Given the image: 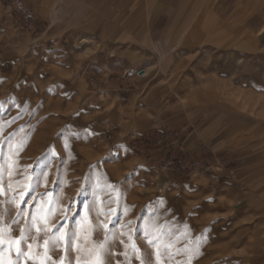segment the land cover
I'll return each instance as SVG.
<instances>
[{
	"label": "rangeland",
	"instance_id": "1",
	"mask_svg": "<svg viewBox=\"0 0 264 264\" xmlns=\"http://www.w3.org/2000/svg\"><path fill=\"white\" fill-rule=\"evenodd\" d=\"M71 9L0 0V228L19 238L28 213L41 227L18 264H40L45 248L76 264L105 241L104 264H156L157 237L162 264H264V53L225 30L150 62L68 27ZM45 223L78 233L70 251ZM15 248L0 244V264Z\"/></svg>",
	"mask_w": 264,
	"mask_h": 264
},
{
	"label": "crops",
	"instance_id": "2",
	"mask_svg": "<svg viewBox=\"0 0 264 264\" xmlns=\"http://www.w3.org/2000/svg\"><path fill=\"white\" fill-rule=\"evenodd\" d=\"M68 2L77 8L71 9L74 19L68 27L96 40L110 36L114 46H136L150 62L164 54L166 59L170 53L191 52L203 43H220L225 30L250 36L264 53V0H65V5Z\"/></svg>",
	"mask_w": 264,
	"mask_h": 264
},
{
	"label": "snow or ice",
	"instance_id": "3",
	"mask_svg": "<svg viewBox=\"0 0 264 264\" xmlns=\"http://www.w3.org/2000/svg\"><path fill=\"white\" fill-rule=\"evenodd\" d=\"M10 168H11V165H9V169ZM3 171H4V168L2 165H0V195H5V189H4L3 183H2ZM8 174H9V176H11L12 175L11 171H9ZM45 178H46V176H45ZM11 187H12L11 184H9L8 188L10 189ZM30 191H32L31 186L25 185L24 189L20 193V202L17 204V207L20 209L21 213L24 212V209L20 208V203H25V204L31 203L30 200H25V196ZM49 195H51V193H49ZM34 199H35V197H33V200ZM41 203L43 204V201ZM69 207H70V205H69ZM84 207L88 208L89 206L84 205ZM39 211H42V208L40 206H38V212ZM49 211H51V210L49 209ZM111 211L113 212V214H115L116 209H112ZM28 215L31 216V225L27 229H24V228L21 229V236L19 238H16V239L9 238L7 241H5L4 240V231L5 230H4V228H0V244L7 243L9 245V251H11V246L13 244L16 245L15 251H16V255H17V260L13 261L11 259H8V260L4 261V264H18L19 258L21 256L25 257L26 260L33 258L31 251L24 252L23 249L20 247V242L27 239L26 232H30L32 227L36 228L37 233H39L41 231V227L37 224L38 213H28ZM73 215H77V213H74ZM41 219H45V218L41 217ZM62 219L64 221H67L69 219V217L65 214ZM85 219H86V217H85ZM76 223L79 224L80 221H76ZM103 227L105 228L106 231H112V229H110V227H109V224H104ZM66 229H68V230L66 231ZM10 230L11 229L9 227V231ZM44 231L46 233H53L50 236L51 241H53V242L64 241L66 251L71 250L74 241L78 237V233L74 229L69 228V225H67V223L61 224L59 227H57L56 225H53L52 228H48L47 224L45 223L44 224ZM149 235H150V233L145 231V238L146 239L148 238ZM129 239H131V237H129ZM158 239H159V237H157L156 239H150L148 242L154 246V249H155L154 255L156 257V264H162L161 246L157 243ZM44 244L48 245L49 240H45ZM105 244H106V241L101 242L98 246H93V248L88 249L87 250L88 251V257L87 258H82V256L78 254L76 257V264H104L103 254L106 251ZM75 247H76L77 253H81L83 251L79 244H76ZM164 247L165 248L171 247V245H165ZM28 248L31 249L32 244H29ZM132 249L134 252L139 253V249L137 248V246L135 244H132ZM0 256H2V253H0ZM125 256L127 258V253H125ZM137 258L140 259V264H145V261L142 257L137 256ZM64 260H65V257L61 256L60 257V264H63ZM47 261H51V264H57V262L55 260H52V257H50L48 255V249L45 248L44 256L40 260V264H46Z\"/></svg>",
	"mask_w": 264,
	"mask_h": 264
},
{
	"label": "built area",
	"instance_id": "4",
	"mask_svg": "<svg viewBox=\"0 0 264 264\" xmlns=\"http://www.w3.org/2000/svg\"><path fill=\"white\" fill-rule=\"evenodd\" d=\"M143 73H144V70H139V71H138V74H139V75H140V74L144 75Z\"/></svg>",
	"mask_w": 264,
	"mask_h": 264
}]
</instances>
